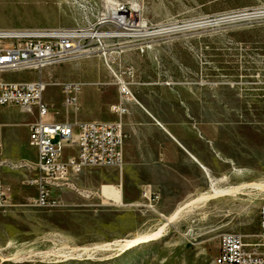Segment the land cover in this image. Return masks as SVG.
<instances>
[{
    "label": "rangeland",
    "instance_id": "374dc122",
    "mask_svg": "<svg viewBox=\"0 0 264 264\" xmlns=\"http://www.w3.org/2000/svg\"><path fill=\"white\" fill-rule=\"evenodd\" d=\"M106 1L127 6L149 34L143 42H122L114 70L167 120L217 128L220 148L235 157L234 180L172 208L170 191L120 192L117 169H88L77 185L90 197L55 190L49 206L37 207L31 199L38 189L23 185L30 172L0 166L8 188L5 196L0 194V264H214L222 234H241L254 242L259 232L264 0H93L98 7L89 20H96ZM79 5V0H0V29L81 27L87 17ZM66 64L74 67L65 70L67 78L101 74L103 87L117 94L118 88L110 86L112 74L98 58ZM46 100L55 101V86L48 88ZM0 112L13 117V123L29 118L18 107ZM13 132L21 139L22 130Z\"/></svg>",
    "mask_w": 264,
    "mask_h": 264
},
{
    "label": "built area",
    "instance_id": "2783aa9c",
    "mask_svg": "<svg viewBox=\"0 0 264 264\" xmlns=\"http://www.w3.org/2000/svg\"><path fill=\"white\" fill-rule=\"evenodd\" d=\"M79 1L87 17L81 27L0 29V108L18 107L35 118L28 129L29 144L37 150V162H22L12 169L30 172L23 185L38 189V196L31 199V204L37 207L49 206L55 190H70L88 198L91 193L77 185L83 172L97 168L121 170L124 166L126 135L122 122L71 124L49 120L55 114L44 100L50 86L62 88L67 116L80 111L79 94L83 83L58 84L43 78L44 71L70 61L98 58L113 76L114 83L110 85L116 86L126 99H134L130 83L114 70V65L123 54L122 42H143L149 34L122 3L106 1L103 11L92 21L88 17L98 4L93 0ZM19 73H35L38 79L9 81L5 78ZM128 75L134 77L133 70H128ZM113 111L125 112L118 106H114ZM2 128L0 125V166H6ZM63 145H76L77 156L62 161ZM7 192L8 188L0 179V194L5 196ZM259 219L254 242L247 241L241 234L220 236L216 257L221 264H264V205Z\"/></svg>",
    "mask_w": 264,
    "mask_h": 264
},
{
    "label": "crops",
    "instance_id": "0c3cea01",
    "mask_svg": "<svg viewBox=\"0 0 264 264\" xmlns=\"http://www.w3.org/2000/svg\"><path fill=\"white\" fill-rule=\"evenodd\" d=\"M67 63V62H66ZM56 66L48 73L44 80H52L58 84L83 83L79 94L80 111L77 114L66 115L64 110V93L60 86H55V101L45 102L53 109L54 115L49 119L55 123L69 122L71 124L122 122L126 135L124 150V166L116 172V185L120 192H139L142 188L149 187L156 192L170 191L172 208H180L179 203H189L208 193L214 186L226 181L234 180V155L226 153L220 148L218 129L212 126L196 124L189 125L184 121H170L157 113L146 99L145 94L137 92L134 99H126L113 90L104 88L107 85L104 75L84 74L82 76L66 77L65 70L71 68L68 64ZM34 75L35 73H26ZM9 74L5 78L9 81ZM114 86V85H110ZM167 88L166 85H161ZM159 96L164 95L161 89ZM118 106L125 112H115L113 107ZM4 108V107H3ZM25 121L13 123V117L0 112V125L4 143L3 160L11 168L26 163H36L37 150L29 144L28 125L35 121L31 115ZM15 129L23 131L21 139ZM210 135L208 132H210ZM210 136V137H209ZM20 140V141H19ZM25 152H21V149ZM76 145H63L61 160L66 162L77 156ZM18 173H27L26 169H13ZM166 178L161 181V178ZM170 178V180H168ZM171 185L170 190L164 186ZM133 188H130V187ZM163 187V188H162ZM162 188V189H161Z\"/></svg>",
    "mask_w": 264,
    "mask_h": 264
},
{
    "label": "bare ground",
    "instance_id": "6f19581e",
    "mask_svg": "<svg viewBox=\"0 0 264 264\" xmlns=\"http://www.w3.org/2000/svg\"><path fill=\"white\" fill-rule=\"evenodd\" d=\"M178 212V211H177ZM180 214V213H179ZM173 217H175V216H173ZM177 218V217H176ZM172 219V218H171ZM214 264H221L220 263V258L219 257H216L215 259H214Z\"/></svg>",
    "mask_w": 264,
    "mask_h": 264
}]
</instances>
